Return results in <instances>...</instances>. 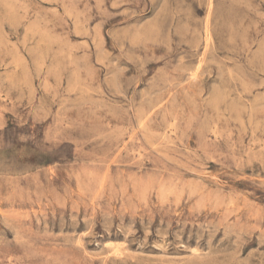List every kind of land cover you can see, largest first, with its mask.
Here are the masks:
<instances>
[{
  "label": "rangeland",
  "instance_id": "rangeland-1",
  "mask_svg": "<svg viewBox=\"0 0 264 264\" xmlns=\"http://www.w3.org/2000/svg\"><path fill=\"white\" fill-rule=\"evenodd\" d=\"M0 264H264V0H0Z\"/></svg>",
  "mask_w": 264,
  "mask_h": 264
}]
</instances>
